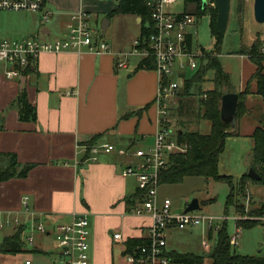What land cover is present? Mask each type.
I'll list each match as a JSON object with an SVG mask.
<instances>
[{"label":"crops","instance_id":"obj_1","mask_svg":"<svg viewBox=\"0 0 264 264\" xmlns=\"http://www.w3.org/2000/svg\"><path fill=\"white\" fill-rule=\"evenodd\" d=\"M117 5L118 0H45L42 13L52 21L51 28L42 30L45 35L55 30L66 36L70 15L83 10L108 21L104 34L101 28L95 30L101 32L109 52L42 53L29 73L11 80L0 68V171L10 168L13 161L17 172L32 165L24 178L14 176L0 182V222H9L0 230V245L17 231H21L23 244L19 253H0V264H55L57 251L50 238L32 232L33 245L25 241L40 222L63 224L70 222L73 214L86 215L89 264H115L114 251L125 259L126 241L142 238L149 224L148 217L129 213L132 204L126 199L137 192L136 184L121 172L135 159L117 151L134 148L153 137L158 77L153 70L137 69L140 60L131 66L129 58L126 68H116L117 54L128 52L133 41L118 33L116 23L111 26L123 14L106 18ZM134 18L140 24L141 19ZM29 26L30 36L36 35V23ZM252 70L254 66L232 93L243 91ZM22 90L35 109L34 122L20 121L17 108L12 107ZM245 102L249 110L264 109V100L259 97L250 95ZM247 118L237 122L239 134L240 123ZM254 126L246 132L248 137ZM94 144H110L116 150L100 152L94 162H89L87 148ZM24 197L36 216L24 213ZM249 197L246 206L258 208L260 204L252 207ZM115 233L121 234L122 241L113 239Z\"/></svg>","mask_w":264,"mask_h":264},{"label":"built area","instance_id":"obj_2","mask_svg":"<svg viewBox=\"0 0 264 264\" xmlns=\"http://www.w3.org/2000/svg\"><path fill=\"white\" fill-rule=\"evenodd\" d=\"M176 0H144L151 19V32L140 40L132 41L128 52L118 53L116 68H126L130 57L137 56L139 60L151 59L153 71L157 74V88L153 100L156 112L154 142L148 151L129 147L117 151L120 155H130L135 161L128 164L121 172L122 177H131L136 184L139 198L129 208V213L137 217H148L141 243L135 246L132 253H126L124 258L127 264H177L170 257L167 248L166 232L171 230H185L200 228L202 232L201 245L210 252L214 233H218L230 218L234 221H255L264 231V215L245 217L227 214L210 215L201 211L177 212L172 210V203L168 198L159 196L160 174L166 169L169 156L176 153H185L186 144L179 143L177 131L172 127V113L178 106L179 92L185 80L187 70L195 71L199 66L197 60L205 56L201 50H195L189 29L195 23V15L184 7L180 13L169 9ZM199 7L202 8L199 3ZM43 0H0V12L39 13L42 11ZM206 7H215L212 0ZM205 7V8H206ZM89 13L78 10L70 15L68 33L64 38L54 41H40L30 37L21 40L0 39V68L6 79H15L23 75L24 70L32 66L33 62L42 53H81L90 52L96 55L108 53L110 48L101 38L98 30L89 24ZM43 20L48 15L43 14ZM260 55L264 56V44L259 48ZM243 57L248 58L246 55ZM175 71L177 80L174 78ZM115 147L110 144H94L87 148V161L94 162L100 152L111 153ZM27 197L22 200L23 211L34 217L35 212L27 205ZM14 224L19 226V221ZM9 222H0V230L8 227ZM229 237L231 248L237 245V233ZM32 232L50 238L55 244V264H89V222L84 214H73L70 222L63 224L37 223L31 228L26 237V243L33 245ZM115 241H122L119 233L113 234ZM29 264V262H26Z\"/></svg>","mask_w":264,"mask_h":264},{"label":"rangeland","instance_id":"obj_3","mask_svg":"<svg viewBox=\"0 0 264 264\" xmlns=\"http://www.w3.org/2000/svg\"><path fill=\"white\" fill-rule=\"evenodd\" d=\"M208 1L210 0H206V3H208ZM199 3L202 6L203 3L201 0H199ZM198 5L199 4L196 1L186 2V0H176V3L171 6L169 10L174 13H180L186 6L187 11H195V8ZM42 12H0V39L21 40L22 38L33 37L45 42L64 38L65 36L61 37V34L55 30H52L50 35H45L42 32L43 28L52 27L51 20H43V14L45 13ZM115 19V22H113L111 26L112 28L115 27L116 23L120 35H124L130 40L138 38L140 34V26L136 23L134 16L124 15L121 16V18ZM105 20L106 19L102 16L96 17L93 15L89 17L90 26L93 29L98 30L101 28V25ZM31 22L36 23V30L34 32L36 35L33 36H30L29 33L31 30V26H29L31 25ZM189 32H191L195 50L198 51L203 49V54L206 52H213L214 55H217L223 72L230 75L231 88H238L243 81V77L245 78L247 76L246 74H248L254 66L248 58H241V56L248 52L253 42H257L260 46L264 44V23H257L254 19L253 0H242L240 8L239 0H231L226 30L222 35L219 34L221 36V43L218 46V50H216L217 39L213 36L210 28L209 13L202 14L200 17L195 16V23L190 27ZM105 37L108 38V34ZM137 60H139V57L137 56L130 57L131 62L129 65L132 66ZM196 62H198V66H200V61L197 60ZM124 71L125 70H123V72ZM193 72L194 71L187 70L185 73L186 77H190ZM176 74L175 71V79L177 78ZM214 76V71L207 73V77L201 86L202 90L205 91L214 88ZM227 90H230V87L228 88L227 85L223 84L220 86L221 92L224 93ZM191 93L193 94L188 97L190 102L186 106L182 115L179 116L177 112H173L171 115L174 132L179 130V122L184 121L186 129L196 130L201 134H208L210 132V123L207 120H197V96L194 95L196 94L194 88L191 90ZM248 116L249 118L242 120L240 123L239 136H231L226 139L224 150L219 157L218 173L224 176H231L235 181L239 180L242 175L247 174L252 168V139L246 135V132L252 127L253 123L255 125L256 122H259V124L264 123V109H261L260 107L258 109H251ZM155 118H157L156 113ZM153 123L155 126V120H153ZM153 142L154 134L153 137L151 135V138H148L144 140L143 143L135 146L134 150L139 149L144 152L148 151L152 147ZM229 190V186L223 182L206 180L200 177H187L179 184L160 185L159 196L161 198L170 199L173 211L182 212L188 203L193 199H197L200 205L198 211L210 215L227 214L229 217H235L236 215L245 217L254 216L249 214L248 211H250L251 208L246 206L248 204V196H250V204L252 203V207H256L259 204L258 207H260L264 203V184L251 181L244 190H240L235 185L233 191V204L231 207H228L227 212H225L224 204L226 197L229 194ZM237 205H239V207ZM242 206L244 214H240ZM235 207H238L240 210L238 214ZM238 223H245L247 226H250L256 222L251 220L234 221L232 218L227 221L226 233L229 237L235 235L237 228L239 230L237 233L236 247L234 249L231 248L229 243L230 249L235 251H233V253L238 255L264 257V231L262 228L256 223L257 225L251 228L243 229V226H237ZM166 238L170 250H174L178 253H191L196 256H203L205 257L204 264H210L207 255L215 246L208 253L206 252V249L204 250L202 248V234L200 228L166 232ZM217 239V233H214L212 237V245H216ZM116 252L117 251H114L115 264H127L125 259L122 258L121 260V256L116 255Z\"/></svg>","mask_w":264,"mask_h":264},{"label":"trees","instance_id":"obj_4","mask_svg":"<svg viewBox=\"0 0 264 264\" xmlns=\"http://www.w3.org/2000/svg\"><path fill=\"white\" fill-rule=\"evenodd\" d=\"M194 1L198 3V0H186V2ZM44 5L45 0H43L42 10ZM189 13L197 17L209 13L210 28L213 36L217 39L216 50H218V46L221 43V36L216 28V8L206 7L203 9L198 5L195 8V11H190ZM116 14L133 15L141 19L139 24L140 34L138 36L140 40L145 39V37L151 32L152 23L149 11L144 5V0H118L117 8L107 14L106 18ZM259 46L260 45L257 42H253L248 52L245 54L254 65L255 70L247 81L243 91L237 93V122L246 115H249L251 111L248 109L245 102L247 97L251 95L264 100V56L260 55ZM201 51L204 50L201 49ZM137 69L153 70L154 64L151 59H143L139 62ZM30 71L31 66L24 70L23 75H26ZM210 71H214L215 73L213 79L214 88L204 91L201 86L207 77V73ZM230 80V75L223 72L217 55H214L213 52H206L204 58L200 60V66L190 77L185 78L182 83L181 91L179 92L176 112L179 116L182 115L186 106L190 102L188 97L193 94L191 93V90L194 88L196 91V94L194 95L197 96L196 118L199 121H209L210 132L208 134H201L196 130H188L185 128L184 121H180V128L177 130V140L179 143L186 144L188 149L185 153L171 154L168 159L167 167L162 171L159 178L160 185L179 184L187 177H200L206 180L226 183L230 190L224 204L225 212H227L228 207H231L233 204V191L235 185L240 190H244L245 184L249 181H253L248 178L247 174L242 175L239 180L235 181L231 176H224L218 173L219 157L224 150L226 139L231 136H239L238 125L235 129H231L230 125L225 124L220 120L221 97L226 93L233 92ZM223 84L227 85L228 88L230 87V90H227L224 93L221 92L220 86ZM13 106L17 108L20 121L34 122L36 120L35 109L28 102L26 93L23 90L18 93L16 99L12 102V107ZM249 137L252 139V169L260 176L259 181L253 182L264 184V123L259 124V122H256ZM15 166H17V163L13 161L10 168L0 171V182L6 181L14 176L24 178L27 172L32 168V165H25L17 172L14 168ZM138 198L139 193L136 192L133 196L128 197L126 201L133 205ZM237 206L239 207V205ZM238 207H235L237 214L240 210H242L240 214H244L243 206L240 210ZM248 212L254 216L264 215V203L260 207ZM240 225L243 226L242 228L244 229L251 228L257 224L255 223L250 226H247L245 223L237 224V226ZM20 234L21 231H17L12 236L6 238L0 245V253L15 254L21 252L23 244L20 239ZM217 237L218 239L215 247L207 255L210 264H264V257L238 255L233 253L234 250H231L229 246V235L226 233V224H224L222 229L217 233ZM140 243V238L127 240L125 243L124 254L132 253L135 246ZM169 255L173 262L177 264H204L205 261V257L196 256L191 253L182 254L176 251H170Z\"/></svg>","mask_w":264,"mask_h":264},{"label":"water","instance_id":"obj_5","mask_svg":"<svg viewBox=\"0 0 264 264\" xmlns=\"http://www.w3.org/2000/svg\"><path fill=\"white\" fill-rule=\"evenodd\" d=\"M202 1V8L206 7V0ZM216 8V28L220 35H222L228 23L230 2L231 0H212ZM242 0H239V8L241 7ZM253 14L254 19L257 23H264V0H253ZM108 21L101 25L102 33H105ZM237 104H238V94L237 93H226L221 97L220 103V120L230 125L231 129H235L237 126ZM247 176L253 181H259L260 176L251 168ZM200 208L199 201L193 199L188 203L184 209V212H190L198 210Z\"/></svg>","mask_w":264,"mask_h":264}]
</instances>
